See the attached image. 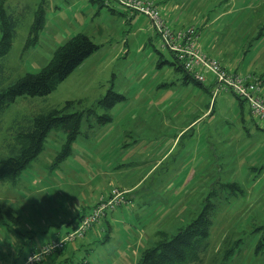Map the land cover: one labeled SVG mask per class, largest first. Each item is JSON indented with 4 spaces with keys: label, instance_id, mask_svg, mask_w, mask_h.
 Here are the masks:
<instances>
[{
    "label": "rangeland",
    "instance_id": "374dc122",
    "mask_svg": "<svg viewBox=\"0 0 264 264\" xmlns=\"http://www.w3.org/2000/svg\"><path fill=\"white\" fill-rule=\"evenodd\" d=\"M162 1L149 2L157 7ZM170 1L181 7L179 14L190 25L175 30L208 19L203 35L211 36L218 50L234 55L241 68L257 74L264 70V0ZM40 5L45 24L36 44L26 48ZM4 10L17 26L11 50L0 60V91L38 73L76 34L99 49L48 96L20 97L0 114V158L14 156L17 133L51 108L82 101L75 111L93 108L100 116L106 112L97 103L111 87L125 100L107 111L108 124L88 128L83 120L65 160L55 163L66 137L52 130L43 151L18 179L0 182V206L11 208L19 221L15 227L4 216L7 224H0V264H23L34 248L47 245L57 232L63 236L70 206L80 207L86 196H105L120 190L115 186L133 184L136 189L125 193L132 206L122 204L83 240L38 264H137L157 242V233L175 235L207 200L215 207L207 245L192 264H264L263 123L250 117L245 102L231 93L213 97L205 91L208 83H184L147 18L136 14L127 20L114 1L7 0ZM104 160L113 168L107 169ZM228 184H236L241 193L224 187Z\"/></svg>",
    "mask_w": 264,
    "mask_h": 264
},
{
    "label": "trees",
    "instance_id": "16d2710c",
    "mask_svg": "<svg viewBox=\"0 0 264 264\" xmlns=\"http://www.w3.org/2000/svg\"><path fill=\"white\" fill-rule=\"evenodd\" d=\"M6 1L0 0V60L11 50L17 26L15 18L4 10ZM98 1L102 5L107 0ZM44 24L45 12L43 6L40 5L34 12L26 48L36 44L38 33L43 29ZM98 49L99 46L95 45L87 36L83 34L72 36L55 50L51 60L38 73L26 74L0 91V114L20 97L48 96ZM171 55L175 60L174 55ZM175 66L176 70L183 73L184 83L191 81L197 86L203 87L187 75L176 60ZM124 100L125 98L115 93L111 87L97 103L106 112L100 116L96 115L93 108L75 111L76 106L82 105V101H67L61 108H51L47 112L35 116L23 131L17 133L15 137L16 145L13 148L14 156L7 159L0 158V182L10 181L14 183L29 164L36 160L43 151L45 139L52 130L60 129L66 137L55 163L65 160L71 155V146L81 134L82 121L87 122L88 128L108 124L111 122V118L107 111ZM237 100L243 103L242 100L238 98ZM224 187L235 189L241 193L236 184H228ZM107 199L108 197L102 200ZM214 209V205L207 200L199 215L188 226L178 230L175 235L168 237L165 233H157V242L140 254L137 264H192L199 262V254L207 245L206 241L209 236ZM108 213L111 212H107L101 219L105 220ZM4 216L11 221L13 226L18 225L19 221L13 210L8 206L1 205L0 224L2 225L7 224L3 223ZM83 217L79 219L78 224Z\"/></svg>",
    "mask_w": 264,
    "mask_h": 264
},
{
    "label": "built area",
    "instance_id": "2783aa9c",
    "mask_svg": "<svg viewBox=\"0 0 264 264\" xmlns=\"http://www.w3.org/2000/svg\"><path fill=\"white\" fill-rule=\"evenodd\" d=\"M130 15L139 14L147 18L160 40L161 47L173 54L184 72L196 83L204 85L210 82L211 93H231L247 104L250 115L264 123V99L260 95V83L251 75H243L225 69L221 63L199 48L194 27L172 29L162 18L158 7L150 0H111ZM124 191L113 189L107 200H100L93 210L82 218L77 228L62 238L49 242L44 247L34 250L23 264H38L49 254L62 249L68 243L85 236L86 232L107 212H113L126 202Z\"/></svg>",
    "mask_w": 264,
    "mask_h": 264
},
{
    "label": "crops",
    "instance_id": "0c3cea01",
    "mask_svg": "<svg viewBox=\"0 0 264 264\" xmlns=\"http://www.w3.org/2000/svg\"><path fill=\"white\" fill-rule=\"evenodd\" d=\"M105 2L106 1H104L103 3H105ZM176 6H177V3L174 2V1H170V0H163L161 3H159L157 5L158 9L161 11V14H162L164 20L169 25L170 24L173 25L172 28L178 29V28H183V27H186V26H190V25H186L185 24L186 21H185V17L183 16V14L182 15L179 14V11H180L181 7H179V6L176 7ZM122 10H123V15L129 21L134 16H136V15H130L124 9H122ZM208 21H209L208 19H202L200 21L196 20L197 25H192V26H194L195 30H197L198 34H200L199 35V45H200L201 49L209 57L215 58L216 60H218L225 69H227L229 71H233V72L239 73V74H243V75H251V76L257 78L258 81H259V83H260V95L264 99V70L262 69L257 74L254 71L250 70L248 67H247V69L246 68H241L239 65L236 64L237 62L233 58L234 55L224 54L223 52H221L220 50H218L214 46V44L212 43L211 36H204L203 35V29L206 26V24L208 23ZM148 26H149V30L152 31V33L156 36V34H155L154 30L152 29L150 23H149ZM204 30H206V29H204ZM263 36L264 35H262V37ZM243 56H245V55H243ZM202 86H204V85H202ZM206 87H207V89H205V91L209 92L211 90V84H210V82H208V84L206 85ZM240 106H242V104H240ZM248 112H249V110H248ZM249 115H250V113H249ZM250 117L253 118L251 115H250ZM262 126H263V129L261 128L262 129L261 131L264 132V123L262 124ZM256 129L258 130V127H256ZM183 131L184 130H181L179 132L178 136H175V138L173 139L174 142H175V140H177V138L179 137V135ZM168 144H169V142H168ZM110 149H112V148H110ZM119 149H121V147ZM169 151H170V149L163 155V157L161 158V160L157 161L156 165L159 164L162 160H165L167 158V156L169 154ZM103 164H105V166H106L107 169L113 168V166L107 160H104L103 161ZM122 166H125V165H122ZM153 168H155V167H152L151 171L153 170ZM97 173H98L97 176H95L96 178H98L100 176V172H97ZM105 173L106 172H104V174ZM259 173H262V171L259 172ZM87 176H91V175L87 172ZM95 177H93V179H96ZM128 186H130V185H128ZM128 186L126 187V186H120V185H118V186H115L114 188L118 187V189H120L121 191H125L127 193V195H128L129 193H131V191L133 189H136V187H137L136 184L131 185L129 188H128ZM108 195H109V193L108 194H105V196L101 195L100 197L98 196V197L95 198L96 195L93 196V195L90 194V196H86V200L83 201V203H82V205L80 207L75 208L73 206H70V208H72V209H70L71 211H69V220H67L66 223H63L62 222V226H65L66 227V230L64 232L65 234L63 236H61L60 233L57 232L55 234V238L50 239L49 242H51V241H53L55 239L62 238L66 234L70 233L77 226L79 219L81 217H83L84 215L88 214L101 199H105L106 197H108ZM130 199L131 198L129 197V199L126 200V202L124 203L126 205L125 208H128V206H132V203L130 202ZM106 225L108 227V230H110L109 224L107 223ZM90 230L88 232H90ZM101 231H103V229ZM43 233H48V232L47 231H45V232L43 231ZM87 233L85 234V236L83 238H81L82 240L86 237ZM81 239H79V240H81ZM36 249H38V248H34L26 256H28L30 253H32ZM26 256L23 257V260H24V258H26Z\"/></svg>",
    "mask_w": 264,
    "mask_h": 264
}]
</instances>
